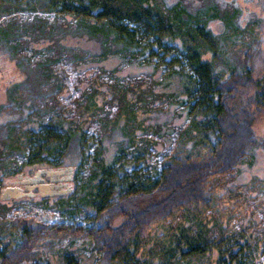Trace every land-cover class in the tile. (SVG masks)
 Returning <instances> with one entry per match:
<instances>
[{"label": "trees", "instance_id": "trees-1", "mask_svg": "<svg viewBox=\"0 0 264 264\" xmlns=\"http://www.w3.org/2000/svg\"><path fill=\"white\" fill-rule=\"evenodd\" d=\"M253 4L0 0V17L37 6L79 15L84 30L72 36L74 46L91 54L85 64L106 69L114 62L108 69L116 79L85 90L77 119L39 114L32 127L16 110L21 97L13 98L11 110L0 106V184L40 168L73 166L75 188L42 200L83 220L7 221L10 201H0V264H24L36 256L41 239L68 236L89 239L91 264H264L258 233L264 219L253 215L238 227L237 204L225 203L228 190L221 187L260 144L254 124L264 115V69H256L258 61L264 65V0ZM26 31L23 43L31 51L47 52L59 40L39 29ZM229 41L244 47L233 51ZM130 65L145 72L141 81L121 80ZM52 79L62 90V78ZM104 106L117 110L105 122L106 142L96 143L81 120ZM151 132L157 140L144 139ZM158 138L170 149L153 164ZM59 260L83 264L80 252L67 249Z\"/></svg>", "mask_w": 264, "mask_h": 264}, {"label": "rangeland", "instance_id": "rangeland-1", "mask_svg": "<svg viewBox=\"0 0 264 264\" xmlns=\"http://www.w3.org/2000/svg\"><path fill=\"white\" fill-rule=\"evenodd\" d=\"M245 1L240 0L243 6L254 5L253 3H257L258 0H248V4ZM81 20V17L74 13H63L38 6L1 14L0 106L3 105L6 110H11L15 107L13 100L21 97L24 103L16 110L18 113H22L19 115L22 118L30 119V126L36 127L39 114L43 119L49 118L51 112L63 114L68 119L79 118V114L83 113L80 107L83 102L85 103L84 93L89 91L95 83H99L101 86L113 84L116 79L111 76L108 68H112L114 62L110 66H105L107 70L98 65L85 64L91 58V54L84 46L75 47L72 36L81 35L83 32L84 26ZM37 29L49 37L59 39L53 42V47L47 52L31 51L26 49L23 43L26 30ZM5 40L6 42H4ZM229 46L233 51H240L244 47L242 42L232 43L230 41ZM3 49H9L13 55L4 57ZM256 69L257 71L264 69L261 61L256 63ZM120 74L124 77L121 80L126 79L129 83L141 81L142 77L146 75L137 65L123 68ZM52 75L62 78L64 82L62 90L56 91L57 82L53 81ZM12 89L15 90L13 97L10 98L8 93ZM116 110L115 107L104 106L100 109V113L91 116L87 122L81 120V123L90 129L88 134L96 137V143L101 140L106 142L107 138H104V132L107 129L105 122L108 117L114 115ZM161 118L164 119V117ZM175 123L179 124V121H175ZM254 128L260 144L254 148L253 156L240 166L234 178L225 177V184L221 186L224 191L228 190L224 199L225 203L229 207L237 204L233 212L238 227L249 223L253 215H258L259 220L264 219V115L258 117ZM170 134L167 138L171 143V139H174L173 136H176V133ZM102 135L104 136L102 137ZM143 135L144 139L157 140L154 132ZM158 141L160 149L151 156L153 164L160 159V155L168 153L170 149L169 142L166 143L161 138H158ZM97 145L92 147L93 152ZM34 173L32 174L34 175ZM82 176L85 174L82 173ZM16 177L17 175L10 180H14ZM10 180H4L2 185L0 184V201H2V190L9 185ZM70 185L75 188L76 181H70ZM42 199V196L37 195L31 198L25 196L6 200L10 202L4 219L11 221L21 218L49 225L83 222L80 217H75L68 211H60L48 206ZM261 224V227L264 228V222ZM262 230L258 233L264 236ZM88 248H90L89 239L85 238L70 236L62 240L57 237L43 238L35 247L36 256L24 264H61L59 255L65 249L80 252L83 264H91Z\"/></svg>", "mask_w": 264, "mask_h": 264}, {"label": "water", "instance_id": "water-1", "mask_svg": "<svg viewBox=\"0 0 264 264\" xmlns=\"http://www.w3.org/2000/svg\"><path fill=\"white\" fill-rule=\"evenodd\" d=\"M46 174L51 177V182H46L43 175ZM74 174L73 166H63L59 168H40L36 170L33 176H27L26 179L20 180L23 183H32L25 188L19 185V180L13 181L11 184L7 185L1 193L2 200H10L12 198H23L34 197L39 194L42 197L54 196L67 194L73 190V187L68 183L64 184V188L55 184V177L62 176V179L71 181ZM21 179V176H20ZM38 188V192H34L35 188Z\"/></svg>", "mask_w": 264, "mask_h": 264}, {"label": "flooded vegetation", "instance_id": "flooded-vegetation-1", "mask_svg": "<svg viewBox=\"0 0 264 264\" xmlns=\"http://www.w3.org/2000/svg\"><path fill=\"white\" fill-rule=\"evenodd\" d=\"M0 85H1V81H0ZM35 174V173H34ZM33 176V174H30L29 172L28 173H23V174H21L20 176H21V179H20V176H19V174L17 175V177H16V179H14V180H10L9 181V184L10 183H12L13 181H16V180H19V185L20 186H22L23 188H25V190H26V186H28V185H30V184H32V183H23L22 181H20V180H23V179H26L27 178V176ZM43 178L45 179V181L46 182H51V177H49L48 175H46V174H44L43 175ZM70 184V181H67V180H63L62 179V176H56L55 177V184L56 185H58V186H60V188H64L65 186H64V184ZM34 192H38V188L36 187L35 189H34ZM37 195H39V194H37ZM36 195V196H37ZM35 197V196H34Z\"/></svg>", "mask_w": 264, "mask_h": 264}]
</instances>
